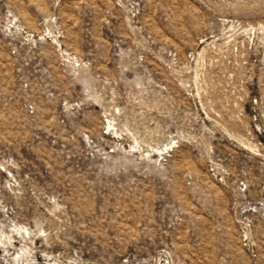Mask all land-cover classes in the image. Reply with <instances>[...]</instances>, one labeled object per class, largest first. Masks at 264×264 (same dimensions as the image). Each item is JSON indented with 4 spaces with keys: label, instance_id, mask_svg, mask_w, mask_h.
<instances>
[{
    "label": "rangeland",
    "instance_id": "obj_1",
    "mask_svg": "<svg viewBox=\"0 0 264 264\" xmlns=\"http://www.w3.org/2000/svg\"><path fill=\"white\" fill-rule=\"evenodd\" d=\"M0 264H264V0H0Z\"/></svg>",
    "mask_w": 264,
    "mask_h": 264
}]
</instances>
